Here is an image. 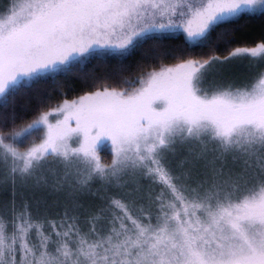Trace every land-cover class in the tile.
I'll return each instance as SVG.
<instances>
[{
	"label": "snow or ice",
	"instance_id": "1",
	"mask_svg": "<svg viewBox=\"0 0 264 264\" xmlns=\"http://www.w3.org/2000/svg\"><path fill=\"white\" fill-rule=\"evenodd\" d=\"M7 11L0 264H264V71L243 87L218 79L234 61L264 63V40L224 56L213 45L217 28L264 18V0H16ZM177 35L171 66L121 63L17 122L16 98L43 79ZM197 46L209 52L191 56Z\"/></svg>",
	"mask_w": 264,
	"mask_h": 264
},
{
	"label": "trees",
	"instance_id": "2",
	"mask_svg": "<svg viewBox=\"0 0 264 264\" xmlns=\"http://www.w3.org/2000/svg\"><path fill=\"white\" fill-rule=\"evenodd\" d=\"M11 1L0 0V12H3ZM221 33L224 35L217 39ZM261 40H264V18L243 16L234 23L217 28L213 34V45L217 54L221 56L227 55L231 49L236 47L254 46ZM184 47L182 35L149 40L126 59L121 60L117 56L92 58L82 68L74 70L72 73H60L55 77L45 78L30 91L22 93L16 98L17 122H31L40 111L54 107L57 102H61L62 97L73 99L92 91L93 81L89 77L103 78L107 74L115 72L121 63L128 68L129 72L133 73L137 64L140 63L171 65L177 62L173 59V50L178 53ZM208 52V48L198 46L190 50L191 56L197 57ZM104 151H106V147L101 150V154L103 160L108 162V152ZM7 199L2 201H7Z\"/></svg>",
	"mask_w": 264,
	"mask_h": 264
},
{
	"label": "rangeland",
	"instance_id": "3",
	"mask_svg": "<svg viewBox=\"0 0 264 264\" xmlns=\"http://www.w3.org/2000/svg\"><path fill=\"white\" fill-rule=\"evenodd\" d=\"M14 3H16V0H12L9 6L3 12H0V16L6 17L9 14L7 11L8 8ZM258 71H264V63L257 62L253 64V63H250L248 59H241V60H237V61L227 64L225 68L223 69L222 75L218 77V79L225 86L232 85L234 87H243L246 85H250L253 82V78ZM69 100H72V99H69ZM50 119H54V116L50 117ZM27 146L28 145H25V147ZM106 151L108 152L107 154V157L109 159L108 162H110L111 154H109L110 152H109L108 147H106ZM98 155L103 160L101 150L98 152ZM4 171L5 169L3 167H0V176H3ZM5 198H8L7 193L0 195V201H2Z\"/></svg>",
	"mask_w": 264,
	"mask_h": 264
}]
</instances>
